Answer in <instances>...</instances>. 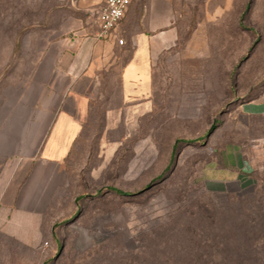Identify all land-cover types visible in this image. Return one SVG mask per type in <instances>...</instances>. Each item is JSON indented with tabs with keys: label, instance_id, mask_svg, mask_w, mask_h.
I'll use <instances>...</instances> for the list:
<instances>
[{
	"label": "rangeland",
	"instance_id": "374dc122",
	"mask_svg": "<svg viewBox=\"0 0 264 264\" xmlns=\"http://www.w3.org/2000/svg\"><path fill=\"white\" fill-rule=\"evenodd\" d=\"M228 4L181 25L189 38L154 58L146 103L101 77L51 264H264V115L241 112L264 100V0ZM96 15L79 0H0V96H20L42 49Z\"/></svg>",
	"mask_w": 264,
	"mask_h": 264
},
{
	"label": "crops",
	"instance_id": "0c3cea01",
	"mask_svg": "<svg viewBox=\"0 0 264 264\" xmlns=\"http://www.w3.org/2000/svg\"><path fill=\"white\" fill-rule=\"evenodd\" d=\"M213 1L131 0L114 37L96 38V18L62 33L54 47L42 49L30 79L17 85L20 96H0V264L53 263L62 232L57 224L73 212L63 201L67 163L103 86L101 77L117 74L122 101L146 103L154 58L189 38L182 24L211 23ZM79 2L98 11L104 0ZM228 6L224 0L218 14ZM199 8L203 20L190 21ZM196 38L194 30L190 39ZM241 112L264 115V100L245 103ZM240 170L233 174L245 182L248 173Z\"/></svg>",
	"mask_w": 264,
	"mask_h": 264
},
{
	"label": "built area",
	"instance_id": "2783aa9c",
	"mask_svg": "<svg viewBox=\"0 0 264 264\" xmlns=\"http://www.w3.org/2000/svg\"><path fill=\"white\" fill-rule=\"evenodd\" d=\"M131 0H104L96 15L98 40H108L114 37L115 30L124 17ZM117 43L122 45V40Z\"/></svg>",
	"mask_w": 264,
	"mask_h": 264
},
{
	"label": "trees",
	"instance_id": "16d2710c",
	"mask_svg": "<svg viewBox=\"0 0 264 264\" xmlns=\"http://www.w3.org/2000/svg\"><path fill=\"white\" fill-rule=\"evenodd\" d=\"M178 142H179V141H177L176 144H177ZM176 144L174 145V149H175ZM112 191H113V192H116V193H119V194H122L121 191H118V190H115V189H113Z\"/></svg>",
	"mask_w": 264,
	"mask_h": 264
}]
</instances>
